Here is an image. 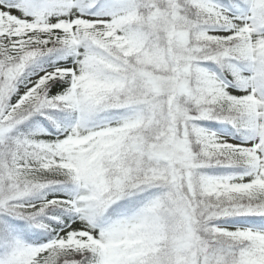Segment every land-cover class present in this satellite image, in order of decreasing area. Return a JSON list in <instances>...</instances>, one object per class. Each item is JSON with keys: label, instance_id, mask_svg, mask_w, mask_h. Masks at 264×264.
I'll return each instance as SVG.
<instances>
[{"label": "snow or ice", "instance_id": "6c2138e0", "mask_svg": "<svg viewBox=\"0 0 264 264\" xmlns=\"http://www.w3.org/2000/svg\"><path fill=\"white\" fill-rule=\"evenodd\" d=\"M0 264H264V0H0Z\"/></svg>", "mask_w": 264, "mask_h": 264}]
</instances>
